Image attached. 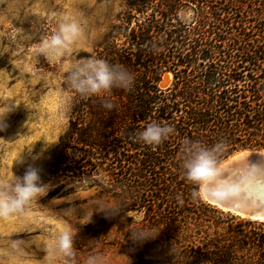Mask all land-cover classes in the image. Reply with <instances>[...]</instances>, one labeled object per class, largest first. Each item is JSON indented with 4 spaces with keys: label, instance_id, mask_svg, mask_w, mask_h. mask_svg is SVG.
I'll return each instance as SVG.
<instances>
[{
    "label": "trees",
    "instance_id": "obj_1",
    "mask_svg": "<svg viewBox=\"0 0 264 264\" xmlns=\"http://www.w3.org/2000/svg\"><path fill=\"white\" fill-rule=\"evenodd\" d=\"M185 7L193 13L188 23L178 19ZM127 9L124 40L106 48L103 60L125 66L134 85L77 94L81 102L55 151L54 180L82 181L95 161L109 166L123 210L103 214L97 226L122 233L128 244L122 249L147 251L130 254L131 264H174L172 247L186 264H264V223L233 225L235 217L199 193L202 179L230 154L264 149V0H130ZM134 9L139 17L130 14ZM165 72L173 83L160 90ZM106 98L116 105L111 111L102 107ZM153 121L174 134L159 145L138 143V132ZM185 138L218 154L198 185L183 174ZM130 212L144 213L143 220L135 223ZM135 227L159 234L134 244L128 231Z\"/></svg>",
    "mask_w": 264,
    "mask_h": 264
},
{
    "label": "rangeland",
    "instance_id": "obj_2",
    "mask_svg": "<svg viewBox=\"0 0 264 264\" xmlns=\"http://www.w3.org/2000/svg\"><path fill=\"white\" fill-rule=\"evenodd\" d=\"M129 1L0 0V110L15 108L0 120L3 129L0 131V180H14L16 175H23L26 167L32 166L47 184L33 193L31 203L19 215L0 218V240L8 236L21 243L27 241V255L35 258L29 264H43L49 236L65 231L74 236L80 261L92 253H100L109 259V264H131V255L147 252L138 247H133L134 252L122 249L121 245L128 246L122 233L97 226L103 213L85 215V205L91 198L117 199L120 191H115V178L107 171V164L92 163L95 167H87L85 176L89 177L82 181L58 179L56 182L52 175L56 167L55 151L74 119L75 105L81 102V97L67 82V72L73 64L90 58L103 60L106 48L121 45ZM157 5L156 1L151 3L147 14ZM130 14L139 17L135 9ZM192 16L186 7L178 12V19L185 23ZM58 24L73 39L78 38L74 47L64 50L61 45L54 51L45 46ZM134 25L131 19L129 29ZM163 77L166 82L161 88L158 83L160 90L170 88L173 83L172 72L162 74L160 81ZM210 173L200 183V196L202 182ZM213 207L225 217H235L233 225H240V220L260 223ZM127 216L139 223L144 213L130 212Z\"/></svg>",
    "mask_w": 264,
    "mask_h": 264
},
{
    "label": "clouds",
    "instance_id": "obj_3",
    "mask_svg": "<svg viewBox=\"0 0 264 264\" xmlns=\"http://www.w3.org/2000/svg\"><path fill=\"white\" fill-rule=\"evenodd\" d=\"M76 43L78 38L73 39L65 32L63 25L58 24L45 46L55 51L63 45L66 50L68 47H74ZM134 80V74L125 66L109 64L97 58L73 64L67 72L70 88L80 96H100L102 93H110L113 89L129 91L134 85ZM102 107L111 111L116 105L106 98ZM14 109L0 110V120H4ZM2 130L0 128V131ZM174 131L170 125L149 122L138 132L136 141L144 145H159L173 135ZM181 148L183 174L188 181L198 185L200 171L218 163L216 148L187 138L182 140ZM45 186L47 184L42 181L39 170L32 166L26 167L23 175H16L14 180H0V218L5 215H19L31 203L33 193ZM85 208V215L91 213V217L94 212L103 213L106 217H115L122 214L123 203L117 199L94 197L87 201ZM128 233L134 244H143L155 239L159 234L144 227L132 228ZM27 243H21L17 238L8 236L0 240V264H29V261L35 258L27 255ZM171 254L174 256V264H186L187 259H181L183 253L174 251L172 247ZM42 261L43 264H109V259L100 253H92L80 261L75 252V238L70 231L56 232L49 236Z\"/></svg>",
    "mask_w": 264,
    "mask_h": 264
},
{
    "label": "water",
    "instance_id": "obj_4",
    "mask_svg": "<svg viewBox=\"0 0 264 264\" xmlns=\"http://www.w3.org/2000/svg\"><path fill=\"white\" fill-rule=\"evenodd\" d=\"M201 188L210 205L264 223V150L243 149L231 155L211 171ZM256 188L261 190L256 193Z\"/></svg>",
    "mask_w": 264,
    "mask_h": 264
},
{
    "label": "bare ground",
    "instance_id": "obj_5",
    "mask_svg": "<svg viewBox=\"0 0 264 264\" xmlns=\"http://www.w3.org/2000/svg\"><path fill=\"white\" fill-rule=\"evenodd\" d=\"M167 79V78H166ZM165 82H166V80H165V78L163 77L162 78V80L160 81V83H159V87L161 88V86H163L164 84H165ZM257 152H255L254 154H256ZM211 178V176L209 177V179ZM247 182L244 184V187H246L247 186ZM261 190V188L259 189V188H256V190L255 189H253V191H256V193L258 192V191H260ZM201 196L204 198V199H206L205 198V194H204V192H203V189L201 188ZM233 205V204H232ZM235 206H236V204H235ZM235 211V210H234ZM233 211V212H234ZM243 216H245L246 218H251L249 215H243Z\"/></svg>",
    "mask_w": 264,
    "mask_h": 264
},
{
    "label": "snow or ice",
    "instance_id": "obj_6",
    "mask_svg": "<svg viewBox=\"0 0 264 264\" xmlns=\"http://www.w3.org/2000/svg\"><path fill=\"white\" fill-rule=\"evenodd\" d=\"M200 177L205 175V170H201L200 173H199Z\"/></svg>",
    "mask_w": 264,
    "mask_h": 264
}]
</instances>
